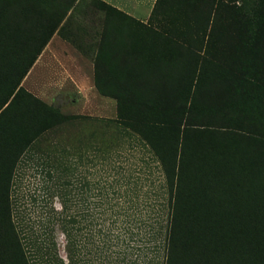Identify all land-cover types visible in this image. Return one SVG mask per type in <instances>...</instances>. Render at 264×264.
<instances>
[{
	"label": "trees",
	"instance_id": "1",
	"mask_svg": "<svg viewBox=\"0 0 264 264\" xmlns=\"http://www.w3.org/2000/svg\"><path fill=\"white\" fill-rule=\"evenodd\" d=\"M74 1L26 0L15 3L16 7L0 1V264H27L10 198L19 161L43 133L64 124L72 126L76 120L92 126L119 125L138 137L158 164L167 193L164 264H264V0H243L236 9L221 0L209 6L204 29L214 27L216 19L218 25L224 24L219 15L224 8L240 14L224 24L234 25L235 30L230 32L235 49L229 71L185 46L176 51H184L177 58L182 80L172 85L162 82L174 88L168 93L154 90L153 82L145 92L116 96L102 89L95 73L97 90L113 94L116 101L117 117L107 121L64 116L20 86ZM99 5L103 11L118 12L104 2ZM50 10H56L58 17L49 19L54 18L48 15ZM200 81L207 93L218 95L225 87L231 91L217 98L213 114L202 115L201 120H209L204 125L190 120L195 112L192 90ZM183 86H188L187 96L192 94L188 99L182 94ZM180 96L184 99L179 104ZM210 124L217 126L208 129ZM92 134L98 136L97 130L92 129ZM52 258L62 264L57 255ZM66 264H76L70 252Z\"/></svg>",
	"mask_w": 264,
	"mask_h": 264
},
{
	"label": "rangeland",
	"instance_id": "2",
	"mask_svg": "<svg viewBox=\"0 0 264 264\" xmlns=\"http://www.w3.org/2000/svg\"><path fill=\"white\" fill-rule=\"evenodd\" d=\"M0 1L15 7V3L26 2ZM221 1L235 9L243 3V0ZM99 2L90 0L85 4L87 13L83 15L87 14V17L82 16V19L88 24H101L107 28L139 26L123 14L103 11ZM207 2L159 0L154 7L156 14L147 22L151 29L156 27L162 33H152L153 43L161 42L163 53L168 57L170 53L175 54L177 58L183 57L184 51H176L186 46L200 58L204 54L205 59L213 60L214 65H225L224 70L229 71L235 49V39L230 32L235 30L234 25L224 24L240 18V14L224 8L219 14L224 24L218 25L216 19L214 27L204 29L202 23L209 6L215 5L214 0ZM37 4L34 2V10ZM55 11L48 12L54 17L49 19L58 17ZM96 12L101 16L96 17ZM152 54H159L154 46ZM56 71L53 60L47 54L43 55L34 72L23 81L24 90L64 116H85L103 121L114 116L106 111L98 112L93 100L89 103L75 92L61 90L67 83ZM184 87L183 96L188 99L193 94L194 98V118L190 120L202 125L209 120L200 118L215 112L217 98L231 94L227 87L225 94L207 93L200 81L187 96L188 86ZM183 96L179 97V104ZM202 107L212 110L204 112ZM92 129L97 130L98 136L89 135ZM19 162L10 198L27 264H59L52 258L56 255L62 264H66L69 252L76 264H164L165 181L158 164L138 137L110 122L92 126L85 120H76L72 126L64 124L56 131L43 133Z\"/></svg>",
	"mask_w": 264,
	"mask_h": 264
},
{
	"label": "crops",
	"instance_id": "3",
	"mask_svg": "<svg viewBox=\"0 0 264 264\" xmlns=\"http://www.w3.org/2000/svg\"><path fill=\"white\" fill-rule=\"evenodd\" d=\"M89 1L75 0L21 80L20 86L23 88V81L30 72H34L42 56L47 54L57 67L56 73L66 80L67 86L60 89L75 92L80 99L89 103L95 101L98 112L106 111L114 115L108 120L117 117L116 101L113 94L104 95L97 90L94 85L95 66L98 67L96 74L102 89L116 96L125 92H145L153 82L157 85L153 86L157 92H171L174 88L162 82L167 81L170 85L177 83L178 78L182 80V73L178 74L177 56L175 59L172 55L166 56L163 44L153 43V28L147 22L156 0H100L139 23L138 27L127 25L114 28L91 22L88 24L82 19V16L87 17V14H83L87 13L85 4ZM95 16L101 15L96 12ZM152 46L159 51L157 56H153ZM135 82L141 85H134Z\"/></svg>",
	"mask_w": 264,
	"mask_h": 264
}]
</instances>
